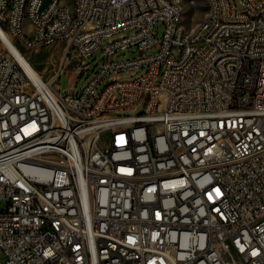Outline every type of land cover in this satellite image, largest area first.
Returning <instances> with one entry per match:
<instances>
[{
  "label": "built area",
  "instance_id": "obj_1",
  "mask_svg": "<svg viewBox=\"0 0 264 264\" xmlns=\"http://www.w3.org/2000/svg\"><path fill=\"white\" fill-rule=\"evenodd\" d=\"M66 10L0 0V264H264V0H212L194 35L176 31L175 0ZM7 38L62 43L54 75H32ZM99 49L63 94L69 56L78 79Z\"/></svg>",
  "mask_w": 264,
  "mask_h": 264
},
{
  "label": "rangeland",
  "instance_id": "obj_2",
  "mask_svg": "<svg viewBox=\"0 0 264 264\" xmlns=\"http://www.w3.org/2000/svg\"><path fill=\"white\" fill-rule=\"evenodd\" d=\"M49 1V0H46ZM184 15L183 23L187 29L194 28L198 23H200L208 12V2L207 0H184ZM156 34L157 39H161L164 26L160 23H157L153 29ZM128 33V32H124ZM108 39H105L107 42ZM21 51L29 59L34 69L43 77L44 80L50 79L56 72L61 56L64 52V45L62 43H55L48 45L46 47L37 49H26L22 48ZM139 55V52L136 51V47L132 46L128 49L118 53V59L132 58ZM104 61V52L103 49H99L94 55L88 57L85 60V64H89L90 68L86 70L85 74L77 79V74L74 71L76 65V59L69 56V60L64 64V72L61 77L58 79L56 86L61 88V92L66 94L67 91H73L74 88L76 91H80L84 88L88 82L90 76L94 71L99 67V65ZM77 81V86L74 84ZM106 135H104L105 137ZM107 140H105V143Z\"/></svg>",
  "mask_w": 264,
  "mask_h": 264
},
{
  "label": "bare ground",
  "instance_id": "obj_3",
  "mask_svg": "<svg viewBox=\"0 0 264 264\" xmlns=\"http://www.w3.org/2000/svg\"><path fill=\"white\" fill-rule=\"evenodd\" d=\"M208 2V12L203 20L198 23L194 28L187 29L183 23V15H184V0H175V5L179 8V14L177 19H175V29L178 33H183V35H194V34H202L203 33V24H209V6L212 3V0H207ZM54 0L46 1L44 0L45 7H52ZM66 6H68V10H66V18H77L78 11V0H66ZM29 12H30V1L21 2V15H20V28L28 29L29 24ZM212 18H219V10H212ZM8 41L13 45L11 39L7 38ZM13 48L17 55L23 60L28 70L34 75L36 78L43 79V77L34 69L33 65L27 59V57L23 54L21 49L15 45ZM125 121H132V114H125ZM241 125H249V112H242ZM164 143L172 144V134L171 131H164ZM122 155V147H112V156H121Z\"/></svg>",
  "mask_w": 264,
  "mask_h": 264
}]
</instances>
